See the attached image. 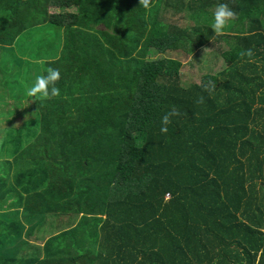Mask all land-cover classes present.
I'll return each instance as SVG.
<instances>
[{
  "label": "trees",
  "instance_id": "1",
  "mask_svg": "<svg viewBox=\"0 0 264 264\" xmlns=\"http://www.w3.org/2000/svg\"><path fill=\"white\" fill-rule=\"evenodd\" d=\"M0 264H264V0H0Z\"/></svg>",
  "mask_w": 264,
  "mask_h": 264
},
{
  "label": "clouds",
  "instance_id": "2",
  "mask_svg": "<svg viewBox=\"0 0 264 264\" xmlns=\"http://www.w3.org/2000/svg\"><path fill=\"white\" fill-rule=\"evenodd\" d=\"M139 6L148 9L149 0H139ZM235 13L227 4L221 2L215 6L211 13V23L209 25L213 34L219 35L223 32L225 26L234 18ZM60 78V71L57 68L46 67L42 74L35 75L32 82L24 89V95L35 99H48L59 95L60 89L56 87L55 82ZM176 115L173 109L165 113L160 118V133L168 131L167 125L170 122V116Z\"/></svg>",
  "mask_w": 264,
  "mask_h": 264
},
{
  "label": "rangeland",
  "instance_id": "3",
  "mask_svg": "<svg viewBox=\"0 0 264 264\" xmlns=\"http://www.w3.org/2000/svg\"><path fill=\"white\" fill-rule=\"evenodd\" d=\"M216 50H218L217 46L201 47L199 49V52L203 53V57H202L203 62L198 63V64L194 63L193 59L197 60L196 58H194L192 55H188L186 52H183V51H180L178 53H169L166 55H161L159 53H156L154 50H151V52L148 53L146 58L151 59V60L160 59L163 57H173V58L180 59L183 62V67L181 70L182 83L185 85H188V84H193V83H199L202 77L204 76V74L206 73L214 74L217 71L224 68V66L226 65V62L222 56H219L211 60L210 63H207V57L210 54V52H213L214 54H218ZM12 147L14 148L13 145Z\"/></svg>",
  "mask_w": 264,
  "mask_h": 264
}]
</instances>
